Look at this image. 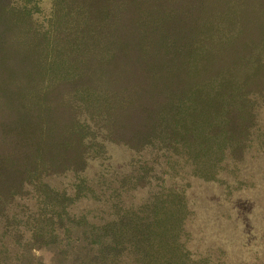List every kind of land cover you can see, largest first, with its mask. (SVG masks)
Wrapping results in <instances>:
<instances>
[{"label":"trees","instance_id":"16d2710c","mask_svg":"<svg viewBox=\"0 0 264 264\" xmlns=\"http://www.w3.org/2000/svg\"><path fill=\"white\" fill-rule=\"evenodd\" d=\"M68 1L41 33L0 0V264H211L175 244L172 193L126 214L84 177L71 194L47 177L85 169L80 115L132 148L238 155L264 95V0ZM82 193L96 205L75 211Z\"/></svg>","mask_w":264,"mask_h":264},{"label":"rangeland","instance_id":"374dc122","mask_svg":"<svg viewBox=\"0 0 264 264\" xmlns=\"http://www.w3.org/2000/svg\"><path fill=\"white\" fill-rule=\"evenodd\" d=\"M11 4L24 6L32 27L41 33L51 30L57 8L71 15L75 7L68 0H11ZM252 112L255 119L238 155L225 150L211 154L216 158L209 161L204 156L195 160L186 146L184 151L156 142L132 148L105 139L102 122L80 115V122L87 126L83 132L88 145L86 167L79 173L51 175L48 182L71 194L84 177L87 186L104 196L111 194L126 214L170 192L182 216L175 244H181L185 253L193 258L209 257L211 264H264V95L254 99ZM80 197L72 203L73 210L96 205L83 193ZM37 254L44 261L50 259L47 251Z\"/></svg>","mask_w":264,"mask_h":264}]
</instances>
